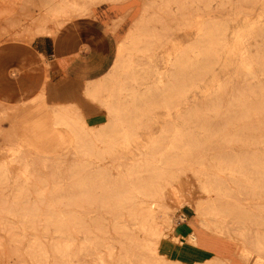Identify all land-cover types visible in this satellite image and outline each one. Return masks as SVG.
Wrapping results in <instances>:
<instances>
[{
    "label": "rangeland",
    "instance_id": "rangeland-1",
    "mask_svg": "<svg viewBox=\"0 0 264 264\" xmlns=\"http://www.w3.org/2000/svg\"><path fill=\"white\" fill-rule=\"evenodd\" d=\"M76 1L66 17L46 16V26L59 30L103 5L139 6L129 31L138 44L113 68L121 63V107L144 96L148 105L129 133L115 123L110 146L95 142L107 154L99 161L69 137L52 153L36 151L37 134L23 130L38 108L0 106V264H179L197 247L213 252L207 264H264V0ZM55 4L0 0V43H30ZM201 51L207 59L192 68ZM160 78L169 108L157 97ZM105 88L95 100L102 111ZM100 126L85 127L82 141L94 143ZM172 187L179 198L157 196ZM161 206L195 244L151 234L144 219ZM198 208L209 212L203 223Z\"/></svg>",
    "mask_w": 264,
    "mask_h": 264
},
{
    "label": "crops",
    "instance_id": "crops-1",
    "mask_svg": "<svg viewBox=\"0 0 264 264\" xmlns=\"http://www.w3.org/2000/svg\"><path fill=\"white\" fill-rule=\"evenodd\" d=\"M140 13L138 5H103L82 20L64 24L53 36L38 35L30 43L3 41L0 106L19 104L27 92L42 96L38 108L44 104L49 109H78L90 125L103 123V111L87 93L109 79L117 46L135 27ZM186 252L179 264H205L215 258L211 250L201 247Z\"/></svg>",
    "mask_w": 264,
    "mask_h": 264
},
{
    "label": "bare ground",
    "instance_id": "bare-ground-1",
    "mask_svg": "<svg viewBox=\"0 0 264 264\" xmlns=\"http://www.w3.org/2000/svg\"><path fill=\"white\" fill-rule=\"evenodd\" d=\"M82 1H85V0H82ZM94 2H95L94 3L95 5L96 4L99 5L100 3H102V1H94ZM78 7H79L78 1H76V0H57V4L53 5L52 7H48L46 9V13L39 18V20L36 24L35 34L53 36L54 34H56L58 32V28L56 26V24L58 22L55 24V29L48 28L45 24L46 23L45 22L46 16L47 17L51 16L53 19L60 17V19H61L62 17H66L68 14L72 13V11L77 10ZM88 10H89V8H88ZM213 33H214V30H213L212 26H205L203 28V34H202L203 36L209 37ZM139 37H140V34H137L134 32H129L127 34V37L123 40V42L118 44L116 53L120 54L124 51H126L127 53H130V49L134 50L136 44H138ZM207 57H208L207 51H201L198 58H197V64L192 65V68H198L200 63L202 61L206 60ZM120 65H121V63L117 64L116 68L114 69V71H112L108 80L100 83V85L97 89L90 90L87 93L88 94L87 97H89L92 101H95L96 99H99L98 98L99 91L104 90V88L106 87L105 90L108 92L107 97L105 99H103V100L101 99V101H99V102H101L100 105L103 108V119H104V121H103V123L99 124V125H102V126H100V129L98 130L99 134L97 137H95L96 139H92L93 141L94 140L95 141H94V143H91V145L85 144L82 141L83 132H85V130H86L85 127L91 126L87 122V120L84 116L85 114L82 112V110H77L75 113H73L68 109H63L60 107H55V108L49 109V107H50L49 106L48 108L47 107L45 108L44 104L39 105L40 108H38L37 103L40 102L42 96L37 95V96L31 97V96H29V93H27V92L22 93L21 102L19 104L11 106L12 107L11 110L17 113L18 111H22L23 109L25 110V109L38 108L37 110L39 112V116H38L37 120L35 122H32V124L30 126L25 127V129L23 130L24 131L23 133L34 132L37 134V136H36L37 139L35 138V140L32 144L33 147L35 149H37L36 151L45 150L46 148H48V152L52 153L61 146V144L64 142L65 137H69L75 143H79L81 148L85 147L86 150L84 151V154L87 155V157H89L90 159L95 160V161H99V160L105 158V156L107 155L106 152L103 150H98L97 146L95 145V142L97 140H100L104 144V146H110L112 144L111 140L113 139L114 135L116 134L113 130V124H115V123L119 125L121 133H125V134L129 133L130 129H131V127L129 126V124L131 123L130 119L133 120V122H134V118L132 117V115H135L139 111L138 110L139 107H144L145 105H148V101H149L144 96V97H140V100H141L140 103L137 101V99L136 100L132 99V103L130 105V108H128L129 106L126 109H123L121 107L122 106L121 100L119 99V97L116 96V92L120 93L122 91L121 83H118V78H117L119 76L118 75L119 74L118 69H120V67H121ZM167 65L168 66L170 65V66L176 68L177 70L180 67L179 62L177 60H173L172 62H168ZM161 84H162V81L160 78V79H158V85H157L158 86L157 87V90H158L157 97H159V99H161V97L163 99V97H164L165 102L163 101L164 102L163 105H164V107L169 108V106H170L169 102H168L169 98L164 96L163 93L160 92ZM44 100H46V99H44ZM87 131L93 132L94 130L93 129L91 130V128H89ZM125 137H127V136H125ZM236 162H237V159H236ZM167 165H168V162L164 163V166H167ZM212 168H213V166H212ZM213 170H214V168H213ZM202 188L203 187H201V189ZM136 195L138 197L143 196L142 193H140V192L136 193ZM157 196L163 197V198H165L166 201L169 200V202L170 201L172 202V200L180 197L178 189L173 188V187L165 190L163 193L160 192L159 195L157 194ZM143 198H145V197H143ZM143 198H142V200H143ZM119 208H120V206H119ZM169 209L170 208L167 206L166 207L161 206L158 210H156L154 212L151 211L152 213L144 219L145 221L143 223L145 225H148V230L151 232L152 235L159 236L163 239L168 237L169 239H172L173 241H176L179 244H182L183 241H188L192 245L195 244L196 243V236H195L194 232H189L187 235L181 237V234H179V231H180L179 230V224H177L178 221L177 222L175 221V219L173 218L174 213L172 214ZM204 212H202V209L198 208L197 216L200 218L201 223H203L202 222L203 220L205 221L206 216H208V214H209V212H206V213H204ZM183 217L179 216L176 219H178L182 223H184L185 218L183 219ZM147 219H148V221H147ZM205 223H206L205 225L209 226V224L207 222H205ZM60 224H62V223H60ZM155 255H156V252H155ZM255 260H257V258ZM261 261H264V259H262ZM176 262H178V261H176ZM259 263L261 264V262H259Z\"/></svg>",
    "mask_w": 264,
    "mask_h": 264
}]
</instances>
